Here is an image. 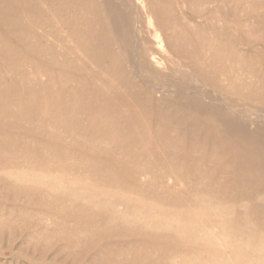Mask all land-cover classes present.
I'll list each match as a JSON object with an SVG mask.
<instances>
[{"label": "rangeland", "instance_id": "obj_1", "mask_svg": "<svg viewBox=\"0 0 264 264\" xmlns=\"http://www.w3.org/2000/svg\"><path fill=\"white\" fill-rule=\"evenodd\" d=\"M126 1L80 0L86 19L82 25L93 28L89 21L93 17L101 20L105 36L111 41L112 51L121 60L120 67H116L107 56L101 57L102 67L96 75L101 81H107V74L110 73L123 80L131 70L133 15L138 16V25L143 32L153 29H149L145 22L146 9L141 7L140 0H131V6ZM154 1L157 4L149 7H154L160 13L165 12L173 24H178L181 30L187 32L196 53L199 54L200 50L194 28L204 27V34L210 28L213 32L223 31L218 40L225 44L229 39L226 34L230 32L234 44L251 59L247 68L264 78V6L234 5L231 0ZM91 7H95L96 12H92ZM190 9L204 12L196 15ZM184 14L188 18H184ZM166 26L170 28L171 25L166 23ZM49 29L55 34V27L49 25ZM8 30L0 25L1 39L26 54L31 65L43 67L47 75H51V81L45 78V82L35 86L11 74L13 81L0 58V165L19 162L24 167H32L34 162L45 160L48 166L45 169L57 172L64 167L79 177L89 176L97 189L115 186L121 179L122 189L145 195L146 205H158L156 201L159 204L167 200L175 202L181 197L189 199L185 190L165 184L167 181L163 180L162 171L172 170L184 177L185 182H181L184 188L190 192L197 191V196L204 203L219 202L220 210L231 211L232 214L227 217L231 226L246 223L253 230L264 228V200L259 197L264 195V128L245 129L236 121H225V118L214 116L217 111L212 108L198 111L192 104L179 106L151 99L141 86L125 89L106 83L105 88L113 87L115 92H99L91 84L89 72L76 70L68 65L67 59L59 60L58 50L43 48V53L29 52ZM121 30H126V36H122ZM254 32V43H241L239 35ZM152 38L148 34V39L152 41ZM103 45L104 41L100 38L98 47ZM3 70L6 74L2 73ZM69 78L73 82H68ZM84 80L86 84L82 85ZM101 87L104 89V86ZM158 110H162L167 118L157 115ZM143 120L151 127L149 140L152 143L158 139L156 132L160 129L163 136H169L176 145L156 154L112 146V143L130 144L128 135L132 123ZM169 128H174L175 133L167 131ZM145 162L151 163V174L147 179L135 178L131 170L143 166ZM20 167L17 165L13 168L12 174L20 172ZM152 182L153 185L150 184ZM0 184V264L168 263L166 256L172 247L170 243L116 225L104 227V218L97 213L96 206H88L92 210L87 209L85 217L77 216L75 210L64 207L55 197L41 190L30 191L27 182H19L1 170ZM241 197L248 200L245 206L238 204ZM78 202L82 203L80 200ZM163 243L164 246H161ZM252 260L255 263L257 259Z\"/></svg>", "mask_w": 264, "mask_h": 264}, {"label": "bare ground", "instance_id": "obj_2", "mask_svg": "<svg viewBox=\"0 0 264 264\" xmlns=\"http://www.w3.org/2000/svg\"><path fill=\"white\" fill-rule=\"evenodd\" d=\"M221 1L224 2V0ZM126 2L132 5L131 0ZM140 3L141 7L146 9L145 22L149 29L150 27L153 29L143 32L138 25V16L133 15V65L123 80L117 79L111 73L107 74V81L97 78L96 75L100 73L99 69L102 67L100 63L102 56H107L110 63L116 67H120L121 60L112 51L111 41L105 36L101 20L93 17L89 21L93 28L90 25H82L86 19L82 13L80 0H0V25L6 30L10 27L8 32L14 35L16 40L22 43V46L29 52L43 53V48L58 50L59 60L67 59L69 62L67 64L74 66L76 70L87 74L89 72L90 82L98 88L96 90L99 92L104 91L110 94L115 92L113 87L105 88L106 83L112 84L115 88L117 85L125 89L141 86L151 99L179 106L192 104L198 111H202L203 108H212L217 111L214 116L225 118V121H236L245 129L264 128V78L247 68L251 59L246 57L247 53L243 49L234 44L230 32L225 33L229 38L225 44L222 40H218L223 35V31L213 32L210 28L206 29V34H204V27L194 28L199 43L198 54L187 32L181 30L178 24H173L165 12L160 13L155 11L154 7H149V5L157 4L154 0H140ZM231 3L264 6V0H231ZM72 7L75 8L71 9ZM190 10L196 15L204 12V10ZM91 11L96 12L95 7H91ZM184 18H188V15L184 14ZM75 19L79 22L76 23ZM166 23L171 25L170 28L166 26ZM49 25L55 27V34L49 29ZM121 33L124 36L126 30H121ZM148 34L153 37L152 41L148 39ZM252 35H255V32L249 35H239V40L244 45H250L255 41ZM1 37L0 58L6 65L3 68L10 73L9 77H12L13 81L14 77L11 74L20 76L35 86L45 82V78L51 81L50 74L47 75L43 67L36 64H34L36 67L31 65L26 54H22L17 47L8 41H3ZM100 38L104 41L102 47H98ZM88 66L93 68V71L88 70ZM6 72L4 73L3 70L2 73L6 74ZM72 80V78L67 79L70 83ZM84 84H86L85 80L82 81V85ZM101 86H104V89H100ZM48 89L50 90V87ZM7 100L9 101L8 98ZM157 115L167 118L162 110H158ZM150 131V125L144 120L134 121L130 135H128L131 143H112V146L128 150L141 149L144 152L156 154L165 152L176 145L169 139V136H163V131L160 129L156 132L158 139L152 143L149 140L152 135ZM167 131L175 133L174 128H169ZM46 162L45 160L34 162L32 167H24L19 162H14L0 165V170L14 176L19 182H27L29 184L27 188L30 191L41 190L55 197L64 207L75 210L77 216L85 217L88 213L87 209L92 210L88 206H96L97 213L104 218L102 223L104 227L116 225L121 229L170 243L172 247L170 245L171 249L166 256L167 264H264V228L253 230V227L246 223L231 226L227 217L232 212L220 210L219 202L204 203L197 196V191L190 192L185 189V185L181 184L185 182L184 177L180 173L165 170L162 171V177L167 181L166 185L185 190L189 194V199L181 197L175 202L167 200L159 204L156 201L158 205H146L145 195L137 191L122 189L121 179H118L115 186L110 185L104 189H97V185L91 183L92 178L89 176L79 177L64 167L57 172H51L52 170L45 169L48 167ZM17 165L22 167H20V172L12 174L13 168ZM137 168L131 170L134 171L133 176L137 179H147L152 172L149 162ZM150 184L153 185V182ZM259 197L264 200V195H259ZM79 200L82 203H79ZM247 201V198L241 197L238 204L244 205ZM161 246H164V243ZM253 258L257 259L255 263H252ZM191 261H196V263Z\"/></svg>", "mask_w": 264, "mask_h": 264}]
</instances>
